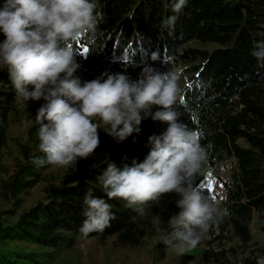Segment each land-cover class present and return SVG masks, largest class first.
Segmentation results:
<instances>
[{
	"label": "trees",
	"instance_id": "obj_1",
	"mask_svg": "<svg viewBox=\"0 0 264 264\" xmlns=\"http://www.w3.org/2000/svg\"><path fill=\"white\" fill-rule=\"evenodd\" d=\"M174 2L99 0L102 18L94 41L87 37L70 41L79 64L74 75L90 81L122 72L135 80L145 66L159 72L181 70V94L174 110L178 122L198 135L220 194L204 183L194 186L227 209L198 244L205 247L197 263L229 264L220 250L211 247L226 232L249 242L250 223L257 218L264 236V63L252 55L255 46L264 43V0H187L178 14L171 10ZM172 15L178 19L170 34L163 22ZM190 40L211 45L187 44ZM153 52L158 59H151ZM43 103L20 101L7 68H0V264H83L78 245L84 238L79 229L89 189L111 204L115 214L103 233L88 237L99 244L103 264H115L107 255L111 251L136 247L143 236L158 229L160 236L170 232L169 220L180 211L177 194L149 204L142 217L123 200H109L98 179L109 162L121 169L133 160L142 162L152 148L149 137L161 135L167 123L146 118L139 134L119 143L100 129L99 148L79 160L76 171L38 167L34 160L44 154L39 150L35 116ZM221 168L226 175L219 172ZM157 214L161 221L153 224ZM98 248L86 255L91 264ZM154 248L158 260L166 259L168 246L159 243ZM168 257L171 262L150 264H184L193 255ZM245 264L256 263L245 259Z\"/></svg>",
	"mask_w": 264,
	"mask_h": 264
},
{
	"label": "clouds",
	"instance_id": "obj_2",
	"mask_svg": "<svg viewBox=\"0 0 264 264\" xmlns=\"http://www.w3.org/2000/svg\"><path fill=\"white\" fill-rule=\"evenodd\" d=\"M186 2L175 0L172 12L180 13ZM99 7V0H4L0 6V33L4 36L0 68H7L20 101H44L35 116L39 150L44 154L34 160L38 167L76 171L78 161L88 159L99 148L100 129L119 143L139 134L146 118L167 123L161 135L149 137L152 148L142 162L133 160L122 169L109 162L98 179L109 200H123L142 217L148 214L149 204H158L166 194H177L180 211L169 220L171 231L158 240L153 238V244L163 243L183 253L195 248L210 226L227 215V209L194 186L195 176L206 166L207 154L198 135L178 122L174 110L181 94V70L159 72L145 66L135 80L122 72L103 80L76 77L79 64L70 41L80 37L94 41L102 18ZM177 19L172 15L163 22L170 34ZM252 55L264 63V43H258ZM151 59H158V54L153 52ZM83 203L82 238L111 226L115 214L105 199L89 189ZM160 221L157 214L152 222Z\"/></svg>",
	"mask_w": 264,
	"mask_h": 264
},
{
	"label": "rangeland",
	"instance_id": "obj_3",
	"mask_svg": "<svg viewBox=\"0 0 264 264\" xmlns=\"http://www.w3.org/2000/svg\"><path fill=\"white\" fill-rule=\"evenodd\" d=\"M190 45L204 46L208 47L211 45L210 42L199 43L196 40H190L187 42ZM181 82V78L179 83ZM179 97V96H178ZM240 143H243L240 141ZM222 175H226V171L221 168L219 171ZM197 183H204L209 186L215 194H220V189L215 181L214 176L207 166L204 167L202 173L197 174L194 178V185ZM179 213V212H178ZM176 213V214H178ZM259 220L253 218L250 223L251 228V239L249 242L242 243L236 237H234L230 232H226L225 236L218 242L212 244V249L221 252V256L226 259L229 264H245V259H252L256 264L264 263V250L262 249L264 245V236L258 229ZM161 230H157L156 233L151 235H145L141 238V242L133 248H123L118 251L109 252L110 258L115 264H150L158 263L165 260L171 262L168 255L178 256L181 253H177L176 250L168 247L166 249V259H157V252L154 248L153 238L160 237ZM99 245V244H96ZM95 241L93 238L83 239L79 242V251L83 260V264H91L86 260V255L91 254L96 251ZM205 245H197L195 248H188L183 253L192 254V259L188 260L184 264H198L197 259L199 252ZM103 256V252L98 248L97 257L94 260V264H103L99 259ZM122 261V262H120Z\"/></svg>",
	"mask_w": 264,
	"mask_h": 264
},
{
	"label": "snow or ice",
	"instance_id": "obj_4",
	"mask_svg": "<svg viewBox=\"0 0 264 264\" xmlns=\"http://www.w3.org/2000/svg\"><path fill=\"white\" fill-rule=\"evenodd\" d=\"M88 50L87 49H84V52L86 53Z\"/></svg>",
	"mask_w": 264,
	"mask_h": 264
}]
</instances>
